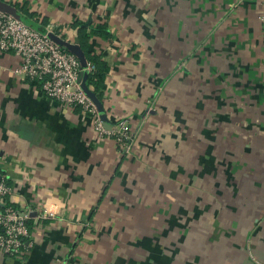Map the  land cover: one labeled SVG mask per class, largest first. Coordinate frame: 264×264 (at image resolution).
<instances>
[{
	"label": "crops",
	"instance_id": "0c3cea01",
	"mask_svg": "<svg viewBox=\"0 0 264 264\" xmlns=\"http://www.w3.org/2000/svg\"><path fill=\"white\" fill-rule=\"evenodd\" d=\"M108 64L106 128L0 50V177L31 245L0 264H264V0H0ZM60 208L37 219L41 204ZM255 260H254V259Z\"/></svg>",
	"mask_w": 264,
	"mask_h": 264
},
{
	"label": "built area",
	"instance_id": "2783aa9c",
	"mask_svg": "<svg viewBox=\"0 0 264 264\" xmlns=\"http://www.w3.org/2000/svg\"><path fill=\"white\" fill-rule=\"evenodd\" d=\"M262 39L264 42V13L261 16ZM0 50L9 51L21 58L16 73L39 85L48 98L61 105L78 107L86 114L102 135L112 137L121 151L128 153L132 148V135L125 120H118L109 129L100 119L95 103L87 96L78 82L83 69L77 57L48 38L41 32L25 24L18 17L0 10ZM94 66L88 63L87 71ZM11 188L0 177V252L16 257L28 250L30 231L28 214L5 202ZM60 208L55 203L45 202L36 211L39 220L55 218Z\"/></svg>",
	"mask_w": 264,
	"mask_h": 264
},
{
	"label": "trees",
	"instance_id": "16d2710c",
	"mask_svg": "<svg viewBox=\"0 0 264 264\" xmlns=\"http://www.w3.org/2000/svg\"><path fill=\"white\" fill-rule=\"evenodd\" d=\"M91 35L108 38L110 32L104 25H99L90 29L89 33H86L83 28L78 29V43L85 53L87 62L94 66V69L87 73L86 84L92 88L94 92L98 91L100 95L106 86V75L109 67L100 54L92 53L88 50V42Z\"/></svg>",
	"mask_w": 264,
	"mask_h": 264
},
{
	"label": "water",
	"instance_id": "95a60500",
	"mask_svg": "<svg viewBox=\"0 0 264 264\" xmlns=\"http://www.w3.org/2000/svg\"><path fill=\"white\" fill-rule=\"evenodd\" d=\"M0 10L6 11L16 16L14 11H12L5 4L0 3ZM47 36L49 39L54 41L56 44L61 46L63 49L69 51L70 53L74 54L77 57V59L80 62L81 68L83 69V71L80 74L79 80H78V82L80 83V87L94 103H97V99L94 93L90 89H88V86L86 84V78H87V73H88L87 71L88 62L86 60L85 53L80 47L79 43L75 41L73 42V41L66 40L53 31H48Z\"/></svg>",
	"mask_w": 264,
	"mask_h": 264
},
{
	"label": "rangeland",
	"instance_id": "374dc122",
	"mask_svg": "<svg viewBox=\"0 0 264 264\" xmlns=\"http://www.w3.org/2000/svg\"><path fill=\"white\" fill-rule=\"evenodd\" d=\"M254 259V258H253ZM255 260V259H254ZM259 264H262V263H260V262H258Z\"/></svg>",
	"mask_w": 264,
	"mask_h": 264
}]
</instances>
